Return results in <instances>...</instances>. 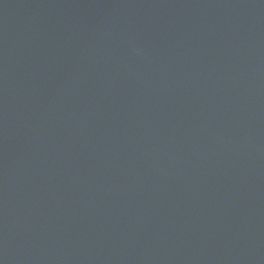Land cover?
Masks as SVG:
<instances>
[{
  "label": "water",
  "instance_id": "1",
  "mask_svg": "<svg viewBox=\"0 0 264 264\" xmlns=\"http://www.w3.org/2000/svg\"><path fill=\"white\" fill-rule=\"evenodd\" d=\"M0 264H264V0H0Z\"/></svg>",
  "mask_w": 264,
  "mask_h": 264
}]
</instances>
